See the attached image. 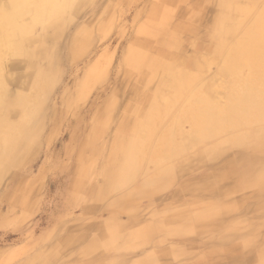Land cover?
I'll return each mask as SVG.
<instances>
[{"label":"rangeland","instance_id":"rangeland-1","mask_svg":"<svg viewBox=\"0 0 264 264\" xmlns=\"http://www.w3.org/2000/svg\"><path fill=\"white\" fill-rule=\"evenodd\" d=\"M11 1L0 0V264L109 263L150 222L164 247L138 262L233 264L241 248L220 238L235 229L255 242L245 264H264V0ZM115 201L128 202L120 221L101 211Z\"/></svg>","mask_w":264,"mask_h":264},{"label":"bare ground","instance_id":"bare-ground-1","mask_svg":"<svg viewBox=\"0 0 264 264\" xmlns=\"http://www.w3.org/2000/svg\"><path fill=\"white\" fill-rule=\"evenodd\" d=\"M5 1V0H4ZM13 1V0H12ZM12 1H11V3H12ZM82 2H84V1H82ZM26 3V2H25ZM81 4V3H80ZM3 7V6H2ZM90 8V7H89ZM88 9V8H87ZM84 14H85V12H84ZM39 19H41V18H39ZM28 20V19H27ZM4 22V21H3ZM151 27V26H150ZM52 35V34H51ZM37 38V37H36ZM48 39V38H47ZM49 40V39H48ZM70 42H71V40H69ZM261 45V44H260ZM59 47H60V45H59ZM57 48H58V46H57ZM38 49V48H37ZM259 50V49H258ZM38 51V50H37ZM26 52V51H25ZM56 52V51H55ZM38 53V52H37ZM48 53H49V51H48ZM52 54V53H51ZM36 55V54H35ZM57 54H55V56H56ZM28 56V55H27ZM31 56V55H30ZM52 56V55H51ZM50 56V57H51ZM54 56V57H55ZM75 56V55H74ZM262 56V55H261ZM37 57V56H36ZM58 57V56H57ZM39 58H41V56L39 57ZM262 59H264V56H263V58ZM51 61V60H50ZM55 62V61H54ZM53 62V63H54ZM48 63H49V61H48ZM48 63H47V66H48ZM50 64V66H51V63H49ZM30 66V65H29ZM45 67V66H44ZM54 67V66H53ZM30 68H32V67H30ZM31 70V69H30ZM45 70V69H44ZM29 71V70H28ZM19 72V71H18ZM21 72V71H20ZM34 73V72H33ZM259 74V73H258ZM261 74H262V72H261ZM260 74V75H261ZM33 76V75H32ZM27 78V77H26ZM242 81V80H241ZM14 82V81H13ZM237 83H238V81H237ZM13 84H15V83H13ZM12 84V85H13ZM25 84V83H24ZM240 98V97H239ZM248 100H250V99H253V97L252 96H250V95H248V98H247ZM254 105V104H253ZM21 113V112H20ZM252 120V119H251ZM260 134V133H259ZM24 145V144H23ZM27 147V146H26ZM21 148V147H20ZM23 148V147H22ZM28 148V147H27ZM26 148V149H27ZM216 151V150H215ZM17 156V155H16ZM196 160V159H195ZM193 161V160H192ZM187 163H191L190 161H187ZM13 164V163H12ZM15 164V163H14ZM16 164H17V161H16ZM241 164V163H240ZM257 168L259 169V170H261V169H264V164H261V165H258L257 166ZM184 169V168H183ZM251 169H248L247 171H250ZM183 171V170H182ZM256 174V173H255ZM250 175V174H249ZM248 175V176H249ZM250 177H251V180H253V177H254V175H250ZM199 178H201V177H199ZM187 185V184H186ZM92 188V187H91ZM183 188H185V186L183 187ZM262 189H261V191H262V193H263V190H264V188H263V186L261 187ZM142 190H143V187H142ZM260 192V191H259ZM185 193L188 195V193L186 192V190H185ZM142 194V195H141ZM184 195V190H182L181 192L180 191H177V192H173L171 195L172 196H176V197H180V196H183ZM131 194H129V196H130ZM140 197L141 198H145V196L143 195V192L141 191V193H140ZM2 200V199H1ZM127 201H129V200H127ZM124 203H128V202H126V201H115V202H112V203H110L107 207H105V208H102L101 209V211H103V212H109V213H112V215H113V219L115 220V221H120V219L118 218V217H123L122 215H121V207H124L123 206V204ZM159 204V203H158ZM161 204V203H160ZM247 206V205H246ZM126 207V206H125ZM253 207V206H252ZM251 207V208H252ZM250 208V209H251ZM126 209V208H125ZM124 209V210H125ZM243 208H242V206L240 207L239 206V209H236V210H242ZM247 209H249V208H247ZM261 209V208H260ZM254 210H255V208H254ZM259 210V209H258ZM151 211V210H150ZM173 212H176V210H174ZM243 212V211H242ZM249 212V211H248ZM253 213V212H252ZM128 215H130V217H131V213L128 211V213H127ZM152 215H153V213H151ZM156 215H158V216H160V214H156ZM155 216V215H154ZM234 216V215H233ZM236 216V215H235ZM129 216H126V218L127 219H129L130 218ZM129 221V220H128ZM142 222V221H141ZM128 223V225H130V224H132L131 222H127ZM155 223H157V222H155ZM102 223H99V224H97V225H94V226H92V227H90V225L89 226H87V230L88 231H90V232H94V231H99L101 228H102ZM105 226V225H104ZM124 226H126L125 224H121V225H119V227H116L117 229H121V228H125ZM156 226H159L158 224H154V223H152V222H150V223H146V224H144L142 227H141V229H142V231H143V234L140 232V236H138V237H136V233H133V235H130V236H127V235H125L124 237H126V239H129L128 241H131L132 242V244H133V242H134V240H132V239H135V238H137V239H135V241H136V243H137V246H135L134 247V245H132V247L130 246V247H128L127 245H126V247H128L129 249H134V250H129V252H131V253H136V252H139V250H145V249H150V248H152V246H153V248L155 247L156 249H153L154 250V252L156 253V252H158V250H157V248L161 251V249H163L162 248V246H164L163 244H160V243H155L154 242V230H153V228H156ZM235 226H237V223H236V225H234L233 226V228L235 227ZM107 229V228H106ZM106 229L104 230V231H106ZM140 231V230H139ZM234 231H235V229L234 230H232L231 232H229L228 233V235L227 234H225L224 236H223V238H220L221 240V242L222 243H227L226 245L227 246H229V247H227L226 248V250L228 251V252H236V250H238L239 248H241V250H242V253L240 254V256H235L234 257V259L232 260L233 261V264H245V261H247V259H249V255L252 253L251 251H249V252H247V250L246 249H248V247H251L252 248V245H254V243L255 242H253V241H251L250 242V240L249 239H238V236L237 235H235L234 234ZM237 231V230H236ZM245 232V231H244ZM117 233H118V231H116L115 232V236H117ZM236 233V232H235ZM108 235H109V233H108ZM263 235V234H262ZM114 236V237H115ZM232 236H237V239H236V241H232L231 239H233L234 240V238L232 237ZM244 236V235H243ZM119 237V236H118ZM236 238V237H235ZM261 238V237H260ZM123 239V238H122ZM125 239V238H124ZM76 240V239H75ZM74 239H70V241H69V243L70 244H74L76 241H75ZM105 240V235L103 236V237H101V239L99 238V239H97V238H88V240L86 241L87 242V250H89V251H95L96 249H98V246H100V243L102 242V241H104ZM159 240V239H158ZM262 240V239H261ZM126 241V240H125ZM156 241V240H155ZM227 241H232V242H230L229 244H228V242ZM256 242H260V241H256ZM234 243H236V244H234ZM101 244H105V243H101ZM259 249V248H258ZM258 249H257V253L258 254H260L262 257H263V259H264V247H260V249H259V252H258ZM244 250H246V251H244ZM181 252V250L180 249H175V251H173L172 252V254H170V256H175V255H177V254H179ZM120 253H122V252H120ZM196 255V254H195ZM242 255V256H241ZM150 256L151 255H149V254H147V256H146V261H145V264H154V261H155V257H153L152 259H150ZM228 258H230V257H228ZM114 259L115 260H113L112 261V264H121V259H120V257H119V255H117V257H114ZM231 259V258H230ZM167 260V259H166ZM134 262H135V260H134ZM134 262H133V260H131V263L132 264H134ZM176 264H182V262H180V261H178Z\"/></svg>","mask_w":264,"mask_h":264},{"label":"crops","instance_id":"crops-1","mask_svg":"<svg viewBox=\"0 0 264 264\" xmlns=\"http://www.w3.org/2000/svg\"><path fill=\"white\" fill-rule=\"evenodd\" d=\"M122 247H125L126 248V245L125 246H122ZM164 246H162V248H163ZM170 249V250H169ZM175 247H168V245H167V248H166V250H169V251H175ZM177 249H179V248H177ZM249 249V248H248ZM129 250H134V249H129V248H126V250H123V251H121L122 253H125V254H128L129 256H131V257H129L128 258V255L127 256H124V258H122V256H120L122 253H119V257H120V259H121V264H132L131 263V260H133V262H134V260H135V262H134V264H145V261H146V256L147 255H145L144 254V256H143V259L141 260V261H139L138 262V257H136L137 255H138V253H140V252H146L147 250H148V248L147 249H145V250H139V252H136V254H133V253H131V252H129ZM159 250V249H158ZM181 250V249H180ZM247 250V249H246ZM246 250H244V251H246ZM255 250L256 249H254V248H252L251 249V252H255ZM125 251V252H124ZM153 251V250H152ZM208 252V250L206 249V248H204V250H202V258H204V254L205 253H207ZM247 252H249V251H247ZM103 257V256H102ZM171 257H174V256H171ZM104 258V257H103ZM255 258L256 257H253V259H252V261L251 262H249V264H254V262H255ZM113 259L114 258H112V259H110V262L109 263H106V260L104 259L102 262H101V264H112V261H113ZM112 260V261H111ZM174 262V263H173ZM178 261H172V263L173 264H176ZM154 264H159L158 263V258H156L155 257V261H154Z\"/></svg>","mask_w":264,"mask_h":264}]
</instances>
